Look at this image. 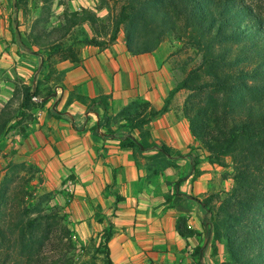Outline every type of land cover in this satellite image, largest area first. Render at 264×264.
I'll use <instances>...</instances> for the list:
<instances>
[{"label": "trees", "instance_id": "trees-1", "mask_svg": "<svg viewBox=\"0 0 264 264\" xmlns=\"http://www.w3.org/2000/svg\"><path fill=\"white\" fill-rule=\"evenodd\" d=\"M19 1L26 5L27 0H16V9ZM42 2L43 8L50 9L54 0ZM120 2L119 10L109 22L93 10H66L58 25L48 26L51 20L42 14L28 35L16 28L13 41L22 51L39 57V72L46 70L42 80L22 86V106L31 108L38 104L33 99L41 96L44 81H62L65 72L58 71L56 64L63 61L80 63L83 46L112 44L121 30L132 54L153 52L170 36L187 41L197 50L201 60L169 91L163 107L149 109L150 104L133 101L122 109L120 116L127 119L124 125L141 130L144 138L145 125L169 110L178 91H189L183 111L193 135L207 153L208 161L226 166L225 159L230 157L233 162V188L219 207L215 205L217 193L204 198L193 197L207 210L206 215L211 216L214 238L226 243L228 261L219 264H264V10L249 0ZM84 23L90 24L92 33L80 27ZM32 45L38 49L34 50ZM75 97L88 104L89 109L96 105L103 107L108 133L120 138L123 146H132L137 151L142 147L143 150L159 147V151L148 157L149 170L158 171L170 165L167 155L173 152L169 147L157 146L146 139L137 140L130 134L120 136L110 126L109 95L101 94L89 100L72 92L67 103ZM10 107L9 101L0 111V135L14 117ZM177 155L185 156L181 152ZM180 182L181 179L175 183L178 196L182 195L178 192ZM0 194V197L5 196L4 188ZM167 200H171L170 195ZM21 223L22 220L19 225ZM176 229L184 238L198 234L188 228L186 219L181 216L177 219ZM10 232L8 239L12 240L11 249L15 250L18 235ZM36 234L34 231L21 234L23 252ZM113 234V224H110L105 228L99 246L104 253L103 264H113L109 247ZM42 236L36 238L40 245L45 242ZM31 251L30 256H34ZM195 251L200 252L201 247ZM10 256L9 253L5 255L4 264Z\"/></svg>", "mask_w": 264, "mask_h": 264}, {"label": "crops", "instance_id": "crops-1", "mask_svg": "<svg viewBox=\"0 0 264 264\" xmlns=\"http://www.w3.org/2000/svg\"><path fill=\"white\" fill-rule=\"evenodd\" d=\"M12 41V33L4 30L0 67L6 76H13L15 69L25 82H30L37 60L18 56L19 47ZM166 59L161 47L148 53H130L123 31L112 44L83 46L80 63H58V69L65 72L57 85L60 92L34 113V123H30V131L23 139L24 146L48 152L47 159L37 163L46 168L45 174L54 187L62 185L70 174L75 176L68 212L80 241L87 242L95 236L99 245L112 221L114 234L109 247L113 264H146L162 256L174 263L180 254L192 253L200 245L197 235L204 230L207 212L193 197L217 193L227 184L222 178L223 166L208 161L184 114L188 90L178 91L169 110L145 125L144 138L141 130L124 125L127 119L121 118L122 109L138 101L159 110L180 81L174 78ZM44 71L38 77H43ZM7 83H13L10 79L4 81V97L9 99L13 92H9ZM72 92L89 100L109 95L110 126L120 136L130 134L137 140L169 147L173 152L167 155L170 165L149 170V160L144 156L156 153L159 147L137 151L123 146L120 138L108 133L103 107L96 105L88 110V104L79 97L67 103ZM178 152L185 156L179 157ZM179 179L178 192L182 195L178 196L175 183ZM168 195L171 200H167ZM57 199L65 204V195ZM180 216L198 234L182 237L176 229ZM209 248L208 245L206 250Z\"/></svg>", "mask_w": 264, "mask_h": 264}, {"label": "rangeland", "instance_id": "rangeland-1", "mask_svg": "<svg viewBox=\"0 0 264 264\" xmlns=\"http://www.w3.org/2000/svg\"><path fill=\"white\" fill-rule=\"evenodd\" d=\"M249 1L264 10V0ZM15 4L16 0H0V40L4 37V30L13 35L17 28L21 33L28 35L32 31L35 21L42 14L49 16L51 24L48 26L58 25L63 21L66 10L67 12L82 11L83 9L93 10L106 22H109L119 10L121 2L120 0H54L50 9L43 8L42 0H27L26 5L19 1L18 9L15 8ZM80 27L92 32L89 23H84ZM31 47L34 50L38 49L34 45ZM160 47L161 51L167 55L166 61L176 80H181L201 60V56L195 48L191 47L187 41L175 36L166 38ZM21 51L22 49L19 48L18 56L35 57L37 60L35 75L30 82H25L15 69L13 76H6L4 69L0 67V111L10 101L9 109L14 116L5 132L3 131L0 135V193L3 188L5 193L4 197H0V229L2 230L0 232V264H4V257L7 253L11 255L7 264H103L104 253L99 247L100 244L97 245L98 237L94 236L89 241L82 242L78 237V232L72 229L74 225L69 218L68 205L73 200V191L76 186L75 176L70 174L62 185L54 187V183L49 182V177L45 174L46 168L37 163V161L41 162L43 159H47L48 152L41 151L38 147L33 149V147L24 146L23 139L30 131V123H34V113L43 109L46 102L58 96L60 86H57L58 80L56 79H52L51 82L49 81L50 83L44 81L41 84V96H34L33 99L38 104L31 108L23 107L22 86L35 84L36 80H42L43 77H38L39 57ZM23 62L25 63V59ZM56 69L60 71L58 64H56ZM8 79L13 83V85L7 83L10 86L9 92H13L9 99L4 97V81L7 82ZM49 92L50 94H48ZM88 110L91 109L88 108ZM225 160L226 166H220L224 168L222 178L227 181V184L217 191L219 197L215 200L216 208L221 205L222 200L231 191L234 184L233 162L230 157H226ZM146 164L148 166V163ZM60 194L65 195V204L58 201L57 197ZM204 197L206 196H201V198ZM21 220L22 223L19 225ZM210 221L211 216L206 215L204 224H207V227H204V230L197 235L201 241L197 246L201 247L200 252H196L197 247H195L192 253L180 254L178 262L172 263L168 257L163 258L162 256L156 261L148 260L146 264H219L227 262L226 243L214 238ZM110 224H112L111 220ZM35 225L36 227H34ZM10 231L14 232L15 236L18 235L15 250L11 249L12 240L8 239L11 237ZM30 231L37 234L34 239H30L31 245L28 244L29 248L23 252L19 238L22 233L27 235ZM39 235H43L42 238L45 239L43 245H40L36 240ZM103 235L104 233L101 235V241H103ZM208 245L210 246L209 251L206 250ZM214 246L217 248L216 252H214ZM30 249L36 250L31 251ZM30 251L34 252L32 253L34 256H30Z\"/></svg>", "mask_w": 264, "mask_h": 264}]
</instances>
